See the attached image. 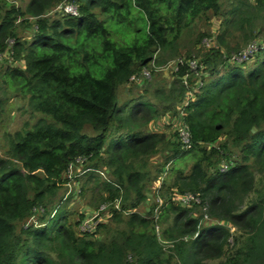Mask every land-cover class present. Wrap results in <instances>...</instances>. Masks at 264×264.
Listing matches in <instances>:
<instances>
[{
    "label": "trees",
    "instance_id": "1",
    "mask_svg": "<svg viewBox=\"0 0 264 264\" xmlns=\"http://www.w3.org/2000/svg\"><path fill=\"white\" fill-rule=\"evenodd\" d=\"M60 2L28 0L22 8L0 0V56L11 58L0 67V110L15 97L30 116L7 136V156H0V264H264V34L257 30L264 0H235L226 11L219 43L227 46L237 32L243 45L260 40L263 48L244 69L223 68L217 52L205 60L210 76L182 110L186 149L178 136L173 142L144 131L159 114L154 104L141 98L121 105L117 93L165 61L157 52L178 56L182 32L208 13L220 15V0H68L77 15L46 16ZM31 25L30 39L23 38L19 29ZM187 69L180 65L168 88L154 92L165 110L189 91ZM162 151L174 179L165 193L166 181L154 191L158 213L154 199L141 215L150 176L144 167ZM185 156L188 172L175 166ZM78 159L85 164L81 195L112 206L116 227L104 240L79 236L67 202L57 198ZM186 193L199 203L171 199ZM35 215L39 223L28 224Z\"/></svg>",
    "mask_w": 264,
    "mask_h": 264
},
{
    "label": "rangeland",
    "instance_id": "2",
    "mask_svg": "<svg viewBox=\"0 0 264 264\" xmlns=\"http://www.w3.org/2000/svg\"><path fill=\"white\" fill-rule=\"evenodd\" d=\"M7 1L22 8H25L28 4V0ZM67 1L68 0H61V2L47 13L46 16L51 18L60 16L61 12L59 8ZM234 1L235 0H220V15L208 13L195 20L191 28H186L178 41V56L171 57L169 52H157V57L160 56V60H165L160 66L156 69H144L133 76L127 84L119 88L117 93L119 104L122 105L130 101L132 104L133 101L141 100L142 98L154 104L158 109V116L146 125L144 131L164 133L168 140L177 142V134L183 126L182 110L185 107L187 98L190 100L194 97L196 90H198L196 87L198 84L196 85V83H199L201 78L210 76L204 62L207 58H210L211 53L217 52L221 55L218 56V61L223 60V68L237 66L244 69L254 64L257 58V52L252 56L248 53L250 44L243 45V38L239 33L233 32L231 36L226 38L227 46L221 45L217 39V36L222 32V23L226 11L230 9ZM253 1L254 0H251V2ZM31 23L33 24L34 20H31ZM34 26L35 25H31L30 28L19 29L20 35L25 39H30V36L34 32ZM257 30L261 34H264V27L259 26ZM114 38L115 40H121L120 35H116ZM254 42L261 43L260 40ZM237 46L241 48L240 52L233 50ZM239 56H241V58ZM5 63H11V58L8 54L0 56V67ZM16 65L22 66L23 64H15L14 66ZM180 65L188 66L187 73L183 77L184 85L190 86V82H192V85L189 87V91L185 93L183 97L184 101H178L171 109L165 110V104L154 96V92L157 89L168 88L170 83L177 78L175 73L178 71ZM192 75H194V77H192ZM2 109L0 110V156L6 158L8 151L7 136L21 129L25 122L30 121V116L25 101L19 98L9 97V99L4 102ZM24 110H26V112ZM36 117H38V115ZM166 156V153L162 151L153 155L146 162L144 170L149 171L150 176L148 181H145L147 200L137 210L141 215L147 214V211L152 207L154 199L160 198L154 195V191H158L159 188H161V182H167L165 183L167 186H165L164 193L173 182L174 174L171 171L173 164H165ZM84 165L81 159H78V162L70 164L69 171L64 176V179H67L65 181L66 183L61 187L57 198L63 196L62 201L64 203L67 202L66 210L69 213V219L71 222L77 223L75 230L79 236L88 232L93 234V238L104 240L107 237V231L110 228L113 229L116 227L111 220L112 213L110 209L112 206H109V204H106V206H98V196L95 194L92 195L87 192L81 195L80 191L84 180L80 175L83 173ZM175 166L188 172L191 168L189 156H185L183 159L179 160ZM158 172L160 173L158 174ZM108 174L109 173L104 168L101 170L102 179L107 178ZM156 174L159 175V178L154 179ZM77 176L79 178H76ZM171 199L180 205L177 202V195H174ZM96 205L98 207H96ZM200 213V209L194 208V210H192V216L194 217L199 216ZM209 221L210 220H206L204 223ZM31 222L34 224L39 223L36 215L28 221V224ZM212 223H216V221ZM99 224H106L107 228H98ZM220 224L228 225L231 232L235 230L226 222ZM230 242L232 243L231 239ZM223 260L224 259L211 261L207 264H220Z\"/></svg>",
    "mask_w": 264,
    "mask_h": 264
},
{
    "label": "built area",
    "instance_id": "3",
    "mask_svg": "<svg viewBox=\"0 0 264 264\" xmlns=\"http://www.w3.org/2000/svg\"><path fill=\"white\" fill-rule=\"evenodd\" d=\"M59 9H60V12L62 14H69V15H73V16L77 15V7L70 4V3L62 4ZM260 48H263V46L261 44L253 42L249 46V52L248 53L252 56L257 51H259ZM239 57L241 58V56H239ZM200 85L201 84L198 83V85L196 87L199 88ZM187 100H189V98H187ZM186 105H187V101L185 103V106ZM178 137H179L180 142L182 143V146L185 149L190 148V134L188 132V129L184 125L182 126L181 130L178 132ZM226 167H227V165L223 164L221 170H225ZM177 202L181 206H189V205L194 204V203H199V198L193 194L186 193L184 195H177ZM156 204H157V207L155 209V213H158L159 207L162 205V200L158 198L156 201Z\"/></svg>",
    "mask_w": 264,
    "mask_h": 264
}]
</instances>
